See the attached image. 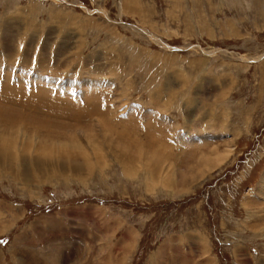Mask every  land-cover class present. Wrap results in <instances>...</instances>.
Masks as SVG:
<instances>
[{"label": "rangeland", "instance_id": "obj_1", "mask_svg": "<svg viewBox=\"0 0 264 264\" xmlns=\"http://www.w3.org/2000/svg\"><path fill=\"white\" fill-rule=\"evenodd\" d=\"M6 85L30 154L0 161V264H264V0H0ZM71 133L91 172L32 169L44 143L85 159ZM153 148L184 173L171 186Z\"/></svg>", "mask_w": 264, "mask_h": 264}, {"label": "bare ground", "instance_id": "obj_2", "mask_svg": "<svg viewBox=\"0 0 264 264\" xmlns=\"http://www.w3.org/2000/svg\"><path fill=\"white\" fill-rule=\"evenodd\" d=\"M129 7V6H128ZM126 8V7H125ZM10 66V65H9ZM46 76V75H45ZM45 76H44V74H43V76H41V77H39V80H38V82L39 81H43V80H45L46 81V78H45ZM90 85V84H89ZM11 86V85H10ZM9 85H6L4 88H6L5 89V93L3 94V97L2 96H0V98H6L7 97V101H8V103H14L15 101H14V99L16 100V97H17V95H18V91L19 92H21L20 91V88L19 89H17V86L15 87H10ZM41 87V86H40ZM22 89V88H21ZM25 89V88H24ZM46 89H40V91L41 92H39V96L40 97H38V99H39V101H41V102H44V103H49V105H47V106H54V104L55 103H52V99H45V94L43 93V91L46 93V91H45ZM15 94H17V95H15ZM34 95V94H33ZM55 100V99H54ZM223 100V99H222ZM55 101H57V99L55 100ZM59 102H62L63 103V100H59ZM86 103V106L85 107H91V108H94L95 110H94V114H100L101 112H100V110L97 108L99 105H98V103L96 102V101H92V100H87V102H85ZM42 103H40V105H41ZM73 104V103H72ZM101 104V103H100ZM57 106H59V104H56ZM57 112L59 111L61 114H68V112H69V114H73L74 115V117L75 118H79V117H81V115L82 114H84L83 112H84V110H83V112H76L77 110H76V108H77V106H76V104H74V105H71V103H69L67 106H60V107H53ZM80 108V107H79ZM87 110V109H86ZM80 111H81V109H80ZM92 113V112H91ZM0 115H2V123H1V131H2V141L4 140V138H8V135L6 134V133H9L10 135H12V139L11 140H8V141H5L4 143H3V145L1 146V148H0V161H2V163H1V165L3 164L4 166V168H5V171H9V169H11L12 168V164H15V161H16V163L17 162H19V157H23V158H25L26 157V154H30V153H26L27 151H29L30 150V148H31V139L29 140V141H27L25 144H24V149H25V153L26 154H24V153H20L19 151H17L16 149V147L15 146H17V144H18V140L17 139H14V137H16V136H18L21 132H25L26 130L25 129H23V131H22V128H21V125L23 126L24 125V123L25 122H19V121H15L13 118H11V117H9L8 116V114H7V111H1L0 110ZM100 118H102L103 117V114L101 113L100 114V116H99ZM98 117V118H99ZM99 124H101V125H104V121H99V123H98V125ZM203 125V124H202ZM97 126V125H96ZM5 127H7V129L8 130H5L4 128ZM21 128V130H19L20 128ZM103 127V126H102ZM24 128V127H23ZM102 129V128H101ZM103 129H104V131H107L104 127H103ZM82 130V129H81ZM81 132H85V134H86V136H88V135H90V133L87 131V129H86V131H84V129H83V131H81ZM26 133V132H25ZM24 133V134H25ZM22 134V133H21ZM56 134V133H55ZM72 135H69L68 134V137L70 136V139L69 140H66V141H63V140H61V141H63V142H61L60 143V145H61V149H62V151L63 150H65V148L67 147V145L70 143V144H74L75 143V147L77 148V149H79V151H80V153H81V155H83V156H85V159H80L79 157H74V156H69V157H67L66 159H63V157H60L58 154V156L56 157L55 156V153H57V152H55V153H53V152H51L52 150L51 149H49V147L48 146H46V144L44 143L43 145L44 146H42L41 147V152H43L42 154H44L45 155V158H40L39 157V161H36L35 163H33V164H31V166H32V169L34 170V171H36V172H39V173H44V174H46L45 176H47V175H49V176H47V178L46 179H48L51 175H55L56 173H58V176H63V177H67V176H69V175H71V176H75V177H77V178H82V177H84V175L85 174H87V173H89V172H91V170H92V168H93V162H92V160L91 159H89L88 158V156H90V154L88 155V154H86L85 152H84V149L82 148V146H81V144H80V142H78L76 139V136L73 134V133H71ZM52 135H54V134H52ZM79 135V134H78ZM84 135V134H83ZM25 136H27L26 134H25ZM99 136V135H98ZM59 137V136H58ZM87 138V137H86ZM54 138H51L50 140H53ZM155 139V138H154ZM154 139H150L149 141H150V143H156L157 142V140H154ZM59 140V139H58ZM79 140V139H78ZM115 140V139H114ZM117 141V140H116ZM53 142V141H52ZM40 143V142H39ZM50 143V142H49ZM54 143V142H53ZM149 143V142H148ZM115 144H116V142H115ZM192 145V144H191ZM46 146V147H45ZM50 146V145H49ZM51 146H52V144H51ZM50 146V147H51ZM125 147H130V145H124ZM198 146V145H197ZM35 147V146H34ZM48 147V148H47ZM160 147H162V146H160ZM200 146H198L197 147V149H200L199 148ZM36 148V147H35ZM52 148V147H51ZM59 148V147H58ZM143 148H145V147H143V146H140L139 145V147H138V149H143ZM196 148V147H195ZM230 148V147H229ZM34 149V148H33ZM55 149V148H54ZM60 149V148H59ZM60 149V150H61ZM154 149V151L155 152H153L152 150H149L150 152H148L149 154H150V156H149V158L147 159L146 158V160H148L150 163H151V170H152V172L154 173V175H158L159 174V172H160V170H162V169H160L161 168V165H163V163L165 162V161H168L167 163V167L168 168H166V171H165V173H166V175H165V177L162 179L161 178V180H163L164 182H166V183H168V185H170L171 186V183H172V181L174 182V180L175 179H180L182 176H184V173H183V171H180V170H178L176 167H175V165H174V161L173 160H170L169 158L168 159H165V160H162V156H161V154H160V151L158 150H155V148H153ZM162 150H163V148H162ZM165 150V149H164ZM196 150V149H195ZM218 150V149H217ZM230 150V149H229ZM97 151V150H96ZM194 151V150H193ZM203 151V150H202ZM49 152H50V154H49ZM142 152V151H141ZM162 152V151H161ZM201 152V151H200ZM204 152V151H203ZM216 152V151H215ZM229 152V151H228ZM227 152V153H228ZM60 153H62V152H60ZM198 153V152H197ZM141 153L139 152V154L138 155H140ZM69 155H72L71 153L69 154ZM191 156H192V154H190ZM199 155V154H198ZM200 156V155H199ZM222 155L221 154H216V156L215 157H211L210 156V154L208 155V156H205V154H203V156H200L201 158H200V162H202V164L204 165V168L206 169H208V168H210L211 166H213V167H215V165H217V164H219V162H221V161H223V159L225 158V156H223V157H221ZM147 157V156H146ZM197 157V156H196ZM17 158V159H16ZM199 158V157H198ZM16 159V160H15ZM140 158H137L136 160H139ZM15 160V161H14ZM171 161V162H170ZM13 162V163H12ZM32 161H30V163H31ZM128 162V161H127ZM148 162V163H149ZM198 162V161H197ZM149 163V164H150ZM23 164V166H25V173H24V177L26 178L28 175H30V173H29V171H28V168H27V165H26V163H22ZM144 164V163H143ZM201 164V163H200ZM166 166V165H165ZM35 168V169H34ZM203 168V169H204ZM23 169V168H22ZM199 169V171L201 170L200 168H198ZM126 170V169H125ZM165 170V169H164ZM150 171V170H149ZM198 171V172H199ZM208 171H209V169H208ZM126 172H127V174H131L130 172H129V170L127 169L126 170ZM133 172V171H132ZM201 172V171H200ZM136 174V173H135ZM200 175H201V173H199ZM204 174V173H203ZM185 175H187L186 173H185ZM70 177V176H69ZM157 177V176H156ZM176 177V178H175ZM188 177V175L186 176V178ZM193 177V176H192ZM196 177H198L197 175H196ZM152 180H153V178H152ZM160 180V181H161ZM181 182H183L182 180H181ZM177 183V182H176ZM164 185V184H163ZM167 185V186H168ZM170 188V187H169ZM259 192L262 194V195H264V177H263V179H262V181H261V185H260V188H259ZM1 229V228H0ZM133 246V245H132Z\"/></svg>", "mask_w": 264, "mask_h": 264}]
</instances>
